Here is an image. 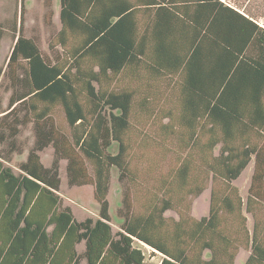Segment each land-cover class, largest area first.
Wrapping results in <instances>:
<instances>
[{
	"label": "trees",
	"instance_id": "16d2710c",
	"mask_svg": "<svg viewBox=\"0 0 264 264\" xmlns=\"http://www.w3.org/2000/svg\"><path fill=\"white\" fill-rule=\"evenodd\" d=\"M59 22L50 57L22 28L9 56L14 89L0 110V264H150L135 240L158 251L160 264H234L243 239L250 244L245 264H264V226L255 224L249 238L230 184L253 157L245 210L264 206V141L254 140L264 131V28L221 0H59ZM141 68L177 87L161 129L181 155L160 179L162 190L144 200L128 158L134 92L108 87L113 75L137 76ZM54 105L69 135L53 122ZM26 122L34 142L14 171L8 162ZM49 145L45 166L39 152ZM62 159L68 185L93 184L98 217L77 220L62 206ZM112 169L126 184L116 231L107 200ZM209 177L226 192L212 186L208 214L195 219L187 197ZM170 209L177 219L165 216Z\"/></svg>",
	"mask_w": 264,
	"mask_h": 264
},
{
	"label": "rangeland",
	"instance_id": "374dc122",
	"mask_svg": "<svg viewBox=\"0 0 264 264\" xmlns=\"http://www.w3.org/2000/svg\"><path fill=\"white\" fill-rule=\"evenodd\" d=\"M238 7L245 4L244 12L252 15L259 26L264 28V0H230ZM0 28L3 35L0 40V110H3L14 89L11 86L7 65L12 47L16 41L19 29L22 34L33 38L38 44L45 57H50L48 44L52 41L55 33L60 29L59 0H0ZM25 62L20 60L14 65L17 73L24 71ZM142 68L138 75L123 72L112 76L109 88L122 90L129 89L134 92L130 114V127L128 130V158L130 167L135 174L134 190L136 195L144 200L147 193L160 191V179L165 178L171 170H175L180 164V151L175 149V141L171 137L162 134V125L168 121L165 112L176 107L178 90L174 82L168 79L151 80ZM145 100V101H144ZM53 122L66 134L70 129L65 119L64 112L59 105H54L50 111ZM23 117L22 113L20 114ZM26 118V117H24ZM1 130V128H0ZM256 142L264 141V131L254 139ZM34 142V133L31 122H26L19 127V133L15 137L17 150L11 154L8 162L14 171L17 164L26 158L28 149ZM6 144L0 143V148ZM115 151V150H114ZM40 160L45 166H50L53 158V147L47 146L39 152ZM254 158L243 169L241 174L231 181V186L236 188L241 197L242 215L245 217V228L249 238L254 225L258 228L264 226V206L255 204L251 212L245 210V202L250 186L253 171ZM66 161H59L60 188L58 194L62 206H69L74 217L82 220L86 217H98V204L93 196V184L68 185L66 178ZM92 176L91 168H89ZM117 171L112 169L109 181L107 200L113 231L119 229L120 219L117 210L120 206L124 185L118 181ZM200 179V178H199ZM212 186L219 188L222 193L226 192V186L222 182L212 183L210 177L204 183V189L195 196H188L189 214L195 219L206 216L209 210L210 191ZM133 188V187H132ZM160 194V193H159ZM165 216L178 218L175 210L165 212ZM243 235L240 236L242 238ZM241 240V239H239ZM134 245L140 248L145 261L150 264H160L162 255L149 245L134 241ZM83 244H79L80 251ZM250 254V244L241 241L237 250L234 264H245Z\"/></svg>",
	"mask_w": 264,
	"mask_h": 264
},
{
	"label": "crops",
	"instance_id": "0c3cea01",
	"mask_svg": "<svg viewBox=\"0 0 264 264\" xmlns=\"http://www.w3.org/2000/svg\"><path fill=\"white\" fill-rule=\"evenodd\" d=\"M221 1H223V2H227L229 6L238 9V10H239L241 13H243V14H246V13L244 12V9H245V6H246L245 4H243V5H241V6L238 7L236 4L231 3L230 0H221Z\"/></svg>",
	"mask_w": 264,
	"mask_h": 264
}]
</instances>
